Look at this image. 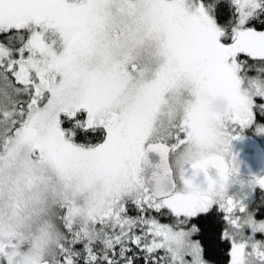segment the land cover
Wrapping results in <instances>:
<instances>
[{"label":"snow or ice","instance_id":"obj_1","mask_svg":"<svg viewBox=\"0 0 264 264\" xmlns=\"http://www.w3.org/2000/svg\"><path fill=\"white\" fill-rule=\"evenodd\" d=\"M218 6L0 0V171L35 165L41 225L29 259L0 244V264H264V219L232 191L233 143L264 134V0Z\"/></svg>","mask_w":264,"mask_h":264},{"label":"rangeland","instance_id":"obj_2","mask_svg":"<svg viewBox=\"0 0 264 264\" xmlns=\"http://www.w3.org/2000/svg\"><path fill=\"white\" fill-rule=\"evenodd\" d=\"M243 135L255 137L264 150V134L257 133L254 129L249 128ZM235 142L233 143V147ZM28 159L26 155L22 156L11 167L5 166L0 171V244H15V250L22 259H29L33 249L40 244L39 234L41 225L40 218L36 215L39 206L35 202L37 189L30 188L26 179L27 169L35 165H30ZM39 174L49 175L46 170ZM242 177L247 182L243 193L240 192L239 187L233 188L232 191L238 195L247 194L244 202L249 211L254 212L257 209L253 205L255 192L257 190L264 192V189L254 184L252 178L264 177V169L258 175H242ZM257 218L264 219L263 216H257ZM257 237L264 238L260 237L259 234H257Z\"/></svg>","mask_w":264,"mask_h":264},{"label":"water","instance_id":"obj_3","mask_svg":"<svg viewBox=\"0 0 264 264\" xmlns=\"http://www.w3.org/2000/svg\"><path fill=\"white\" fill-rule=\"evenodd\" d=\"M259 142L252 138H243L237 142L234 151L238 155L241 174L254 176L264 168V150ZM149 160L152 166L158 165L161 157L157 153H149ZM153 167L145 171V178L151 177Z\"/></svg>","mask_w":264,"mask_h":264},{"label":"trees","instance_id":"obj_4","mask_svg":"<svg viewBox=\"0 0 264 264\" xmlns=\"http://www.w3.org/2000/svg\"><path fill=\"white\" fill-rule=\"evenodd\" d=\"M222 4L224 5L223 9L220 8L219 6L217 7L218 15L221 14L222 12L228 10L229 0H222ZM255 193L256 194H255V199H254V206H256L257 209H256V211L254 210V212L258 217H262V216L264 217V192L261 190L260 191L257 190V192H255ZM260 204H262V205L259 206ZM258 207L261 208V209L259 208V211H258ZM222 217H223V213L214 212L211 219L201 221V223L204 225V231H205L206 235L210 230L219 231L222 229V227H223ZM211 251L212 250H210V253H211Z\"/></svg>","mask_w":264,"mask_h":264},{"label":"clouds","instance_id":"obj_5","mask_svg":"<svg viewBox=\"0 0 264 264\" xmlns=\"http://www.w3.org/2000/svg\"><path fill=\"white\" fill-rule=\"evenodd\" d=\"M227 109H228L227 103L222 98L215 97L211 99L210 110L213 113H216V114L226 113Z\"/></svg>","mask_w":264,"mask_h":264}]
</instances>
